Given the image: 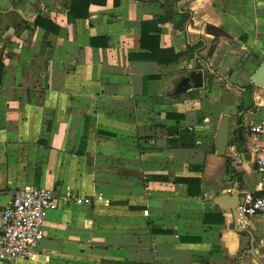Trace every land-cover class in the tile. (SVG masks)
<instances>
[{"label": "crops", "instance_id": "0c3cea01", "mask_svg": "<svg viewBox=\"0 0 264 264\" xmlns=\"http://www.w3.org/2000/svg\"><path fill=\"white\" fill-rule=\"evenodd\" d=\"M72 1L0 0V211L29 186L60 199L31 256L0 264H264V215L238 221L252 252L225 209L264 193L248 149L253 123L264 144V0H179L182 28L159 21L165 0H90L74 18Z\"/></svg>", "mask_w": 264, "mask_h": 264}, {"label": "built area", "instance_id": "2783aa9c", "mask_svg": "<svg viewBox=\"0 0 264 264\" xmlns=\"http://www.w3.org/2000/svg\"><path fill=\"white\" fill-rule=\"evenodd\" d=\"M250 130L252 134L248 149L258 156L257 162L264 173V144L260 141L262 125L253 123ZM244 195V204L240 209L249 215H264V194L254 195L246 191ZM59 205L60 199L52 189L29 186L16 191L0 211V261L31 256L32 248L44 236L46 213Z\"/></svg>", "mask_w": 264, "mask_h": 264}, {"label": "water", "instance_id": "95a60500", "mask_svg": "<svg viewBox=\"0 0 264 264\" xmlns=\"http://www.w3.org/2000/svg\"><path fill=\"white\" fill-rule=\"evenodd\" d=\"M223 37H226L224 33H222ZM208 69V68H207ZM188 79H189V85L191 88H200L203 85V69H192L188 72ZM250 83L253 86H260L264 88V59L259 64L258 68L255 70V72L250 77ZM229 142V117L228 115H222L220 118V121L217 126L216 134H215V152L217 155H224L226 152V148L228 146ZM245 147V145H244ZM235 151L237 150V147L235 146L233 148ZM235 187V191H236ZM229 196H233L232 193L229 194ZM244 193L240 194L236 191V197L237 201L236 203L230 204L225 209L228 213L231 214L233 219V225L235 229L240 230L241 232L248 233L250 241H249V250L253 252L254 249V238L251 235V233L248 231L247 228H238V221H242L247 223L248 219L250 217L249 213L246 211H242L240 209V206L244 204ZM219 199H223L221 196L218 197ZM220 204V201H217ZM250 251V252H251ZM251 252V253H252Z\"/></svg>", "mask_w": 264, "mask_h": 264}, {"label": "trees", "instance_id": "16d2710c", "mask_svg": "<svg viewBox=\"0 0 264 264\" xmlns=\"http://www.w3.org/2000/svg\"><path fill=\"white\" fill-rule=\"evenodd\" d=\"M92 1V0H91ZM179 0H165L163 3V7L165 8V15H163L159 21L162 23L166 19H170L173 21V24L176 28H182L183 26V20L186 19L185 16L176 13L175 8L176 4ZM90 3V0H73L71 3L70 11H69V16L74 18L76 10H78V7H83V12L80 14L81 16H86L87 15V8ZM180 16L182 18H180ZM42 23H50V21H45L44 19L38 17L36 19L35 24H42ZM53 29H55L53 27ZM158 30H156L157 32ZM204 47V42L202 40H199L197 43L189 46L190 49H197L200 50ZM212 47L209 50V54L212 53ZM177 57V55L174 56V59ZM239 126L237 128V131L241 130L242 121L240 118L237 120ZM167 133L170 136L169 141L173 145H178L179 147H187L191 148L194 146V137H193V132L192 129L189 127L185 126H174V127H168L167 128ZM226 172L229 177L232 175L237 177V174L234 173L233 169L231 168V160L227 159V166H226ZM264 193H261L259 195H263Z\"/></svg>", "mask_w": 264, "mask_h": 264}]
</instances>
